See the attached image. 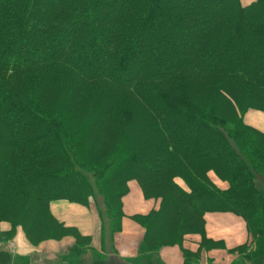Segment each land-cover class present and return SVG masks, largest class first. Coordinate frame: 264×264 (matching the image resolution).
Instances as JSON below:
<instances>
[{"label":"trees","instance_id":"obj_1","mask_svg":"<svg viewBox=\"0 0 264 264\" xmlns=\"http://www.w3.org/2000/svg\"><path fill=\"white\" fill-rule=\"evenodd\" d=\"M250 113L264 116V0H0V228L42 241L53 200L92 199L112 242L136 180L159 200L134 217L138 259L178 245L200 264L223 248L205 213L230 212L249 236L230 264H264V130Z\"/></svg>","mask_w":264,"mask_h":264},{"label":"rangeland","instance_id":"obj_2","mask_svg":"<svg viewBox=\"0 0 264 264\" xmlns=\"http://www.w3.org/2000/svg\"><path fill=\"white\" fill-rule=\"evenodd\" d=\"M256 115L258 114H248L247 121L253 124L261 125L262 127L260 128L264 130V124H261L255 119ZM130 181L134 180H129L127 182V187ZM120 200L122 205V198ZM98 205H101L98 200L95 202V200L93 201L92 199L89 200V204L87 206L69 202L68 200H53L50 203L51 213H47V216L46 213L37 214V216H43L45 220L46 218L49 219L50 227H52L51 230L54 233V236L47 237L42 241L32 240L29 236H26V231L21 225L17 226L14 232H9L4 229V225L2 224L0 228V232L2 234H0V236L6 238V245L3 246L2 249L5 252L7 250L11 253V260L5 264H109L108 261L118 259L117 257H111L114 255L111 254L110 247L111 244L114 243L115 235L118 234L120 230L113 236V241L111 242L112 235L110 234L108 228L104 227V225L106 226V223L100 217ZM83 209L86 210V213ZM216 214L223 215V217H226L229 220L239 219L242 221L240 217L231 213ZM135 216L132 217L133 220H135ZM116 217L117 220H119L120 214L118 213ZM123 217L124 211L122 206L120 218L121 223ZM45 220L43 221L46 224ZM94 227L98 230V234L95 235V237L92 234L94 232ZM227 228L228 227L221 225L220 223L218 231L220 233H225ZM204 235L208 239L223 243V248L203 250L199 261L200 264H208V259H211V264H230L231 262H237L238 259L241 260L240 254L234 250L237 245L234 244V246L226 248V243L223 239L210 238L206 235V232ZM195 239L196 240L186 239L185 241H188L189 243L196 242L198 246L199 240L198 238ZM26 246H30L32 249L24 254H18V250ZM216 247H218V245ZM86 248L89 250L86 251ZM100 248L102 252H100ZM191 249L195 250V248ZM231 249L233 251H230ZM149 255L148 258L138 259V257L137 260L130 262L126 261L127 263L124 264H157L156 259L158 260V258L156 254H152L151 256ZM103 258L106 259L103 260ZM215 258L218 260L221 259L223 262L213 263ZM99 259L102 261H98ZM147 259L150 262H146Z\"/></svg>","mask_w":264,"mask_h":264},{"label":"crops","instance_id":"obj_3","mask_svg":"<svg viewBox=\"0 0 264 264\" xmlns=\"http://www.w3.org/2000/svg\"><path fill=\"white\" fill-rule=\"evenodd\" d=\"M243 3H247L250 0H241ZM224 186L223 183H220ZM122 206L124 211V217L121 223V229L118 234L114 237V243L112 244L110 252L122 262H130L137 260L136 248L143 237V228L133 220L135 215H143L149 213L153 209H157L159 206V200L155 198H146L137 183V181H130L128 183V190L122 197ZM86 213V210L83 209ZM216 213H230V212H207L204 215L205 218V232L206 235L214 239H223L226 243V248L235 245H240L248 241V232L246 230L245 222L242 219H232L229 220L223 215H218ZM228 227L225 233H220L218 231L219 224ZM225 223V224H224ZM95 235L98 234L97 228L94 227ZM195 240V239H193ZM184 248H196L197 243H189L188 241L183 242ZM32 248L26 246L18 250V254H24L30 251ZM101 250V248L99 249ZM156 254L158 260L161 264H182L181 250L180 246H165L160 249ZM152 255V254H151ZM149 255V256H151ZM127 261V262H126ZM221 263V259H214L213 263Z\"/></svg>","mask_w":264,"mask_h":264},{"label":"bare ground","instance_id":"obj_4","mask_svg":"<svg viewBox=\"0 0 264 264\" xmlns=\"http://www.w3.org/2000/svg\"><path fill=\"white\" fill-rule=\"evenodd\" d=\"M255 119L260 122L261 124H264V116L262 115H256Z\"/></svg>","mask_w":264,"mask_h":264}]
</instances>
